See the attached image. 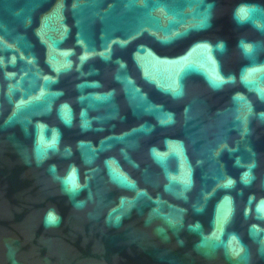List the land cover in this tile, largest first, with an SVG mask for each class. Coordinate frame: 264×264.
Here are the masks:
<instances>
[{"label": "water", "instance_id": "obj_1", "mask_svg": "<svg viewBox=\"0 0 264 264\" xmlns=\"http://www.w3.org/2000/svg\"><path fill=\"white\" fill-rule=\"evenodd\" d=\"M0 264H264V0H0Z\"/></svg>", "mask_w": 264, "mask_h": 264}]
</instances>
